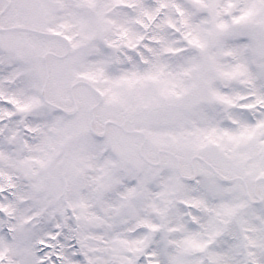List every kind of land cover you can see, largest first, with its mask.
I'll list each match as a JSON object with an SVG mask.
<instances>
[{"label":"snow or ice","instance_id":"6c2138e0","mask_svg":"<svg viewBox=\"0 0 264 264\" xmlns=\"http://www.w3.org/2000/svg\"><path fill=\"white\" fill-rule=\"evenodd\" d=\"M0 264H264V0H0Z\"/></svg>","mask_w":264,"mask_h":264}]
</instances>
